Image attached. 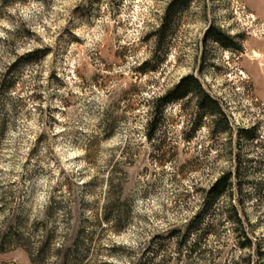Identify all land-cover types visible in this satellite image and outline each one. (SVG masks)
Here are the masks:
<instances>
[{"label": "rangeland", "instance_id": "374dc122", "mask_svg": "<svg viewBox=\"0 0 264 264\" xmlns=\"http://www.w3.org/2000/svg\"><path fill=\"white\" fill-rule=\"evenodd\" d=\"M172 1L0 0V75L19 57L49 52L22 67L16 89L0 100V233L10 219L34 249L52 234L53 251L65 235L70 243L80 236L82 264L264 261V0L181 6L158 72L141 76ZM213 29L236 38L242 51L215 42ZM189 75L220 100L228 119L203 123H230V133L213 135L206 126L187 141L198 111L187 99L167 108L162 135L148 140L143 100ZM132 84L143 96L127 94ZM252 128L256 139L241 136ZM230 171L254 249L242 250L240 229L222 219L217 234L180 246L200 195ZM111 177L124 189L115 215L128 216L118 226L101 220ZM51 253L44 264H54ZM0 264L35 263L19 248L0 255Z\"/></svg>", "mask_w": 264, "mask_h": 264}, {"label": "trees", "instance_id": "16d2710c", "mask_svg": "<svg viewBox=\"0 0 264 264\" xmlns=\"http://www.w3.org/2000/svg\"><path fill=\"white\" fill-rule=\"evenodd\" d=\"M193 0H173L167 10L164 18L163 24L152 34L155 38V47L153 55L150 59L139 67L138 73L141 76H146L150 73H157L160 68L159 58L162 52L169 50L164 46V39L173 30L175 20L177 17V10L181 6H187ZM4 4H10L14 2H24V0H3ZM211 31V30H210ZM213 35V40L218 44L222 45L227 50L242 51V48L238 45L236 38L223 35L220 31H211ZM47 50H36L28 53L22 57H19L11 66L8 67L7 71L0 75V100L1 97L14 92L18 85V74L22 67L33 65L48 55ZM144 88L138 86V84H132L127 91V94H137L138 96H143ZM196 101V119L192 120L193 123H187V141H191L196 133L201 129L208 126L213 135L230 133L231 126L230 123H203L205 118L211 117L214 119L225 120L228 122L226 112L223 108L220 100L208 92L205 91L202 83L194 76L189 75L180 80V82L174 85L171 89H168L163 94L152 93L149 99L143 100L142 105L148 107L149 119L146 123V137L150 141L158 140V137L162 135V127L164 123H161L164 117V112L168 107L174 106L185 100ZM5 123L0 124V130H4ZM256 128L252 129H242L241 136H244L248 140H254L257 138L255 133ZM158 152L160 148L157 149ZM239 165L237 167V175L240 178V167L243 162L240 158L237 159ZM236 172H225L223 173L217 181L208 189L204 190L200 195V205L198 211L193 216L187 229L181 236L180 246L186 244L191 238H198L199 242L210 235L217 234L218 226L215 222L218 219L225 220L227 222L234 223L238 229H240V241L239 247L242 250H253L254 241L245 227V221L240 216L239 205L234 201L236 194L241 191H236L231 183ZM107 200L103 206V211L101 213V220L106 223L115 222L120 224L127 220L126 215H115V206L121 200L124 193L123 187L114 185L113 178L111 177L107 184ZM255 194L261 196L262 192L256 190ZM229 199V207H224L222 205L225 199ZM71 214V213H70ZM123 214V213H122ZM7 223V228L5 233H0V255L12 252L15 249H24L30 256L31 261L35 264H44V260L52 254L55 253L54 264H82L84 256L80 253V236L77 240L70 243V236L65 235L61 239V243L58 249L53 251L51 247V242L54 240L52 234L47 233L44 239L41 241V245L36 249L32 248V243L26 239L25 234L22 233L21 229H13L10 225V219L5 221ZM123 229L122 226L119 227V231ZM198 246V245H196ZM258 253L261 256L264 255L261 252V245L258 247ZM255 262V263H254ZM247 264H264L263 259L260 261H253L252 256L248 257Z\"/></svg>", "mask_w": 264, "mask_h": 264}]
</instances>
